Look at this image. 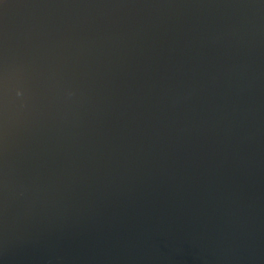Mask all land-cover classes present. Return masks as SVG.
Wrapping results in <instances>:
<instances>
[{"label": "water", "instance_id": "1", "mask_svg": "<svg viewBox=\"0 0 264 264\" xmlns=\"http://www.w3.org/2000/svg\"><path fill=\"white\" fill-rule=\"evenodd\" d=\"M0 264H264V0H0Z\"/></svg>", "mask_w": 264, "mask_h": 264}]
</instances>
